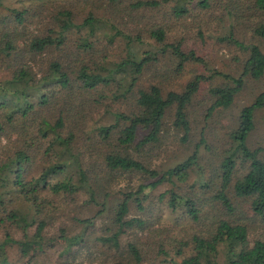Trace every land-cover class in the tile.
Returning <instances> with one entry per match:
<instances>
[{"label":"trees","instance_id":"trees-1","mask_svg":"<svg viewBox=\"0 0 264 264\" xmlns=\"http://www.w3.org/2000/svg\"><path fill=\"white\" fill-rule=\"evenodd\" d=\"M18 1L0 0V264L31 245L27 264H264V159L247 142L264 89L215 145L200 133L189 146L186 112L202 81L228 82L207 89L208 117L245 78L264 79L253 41H264V0H195L243 58L236 77L209 70L180 91L164 90L166 70L203 58L166 42L158 22L145 34L119 31L99 7L123 0ZM192 1L124 4L178 19ZM144 72L155 80L139 83ZM167 132L189 152L158 169ZM162 183L156 207L149 193Z\"/></svg>","mask_w":264,"mask_h":264},{"label":"rangeland","instance_id":"rangeland-1","mask_svg":"<svg viewBox=\"0 0 264 264\" xmlns=\"http://www.w3.org/2000/svg\"><path fill=\"white\" fill-rule=\"evenodd\" d=\"M7 1L17 7L20 5L18 0ZM123 1L126 2V0ZM124 2H121L115 8L100 5L99 12L103 13L124 34H133L139 30H141L142 34H145L147 28L158 22L160 25L165 26L166 42L179 40L183 50L192 49L204 60L205 65L194 62L186 63L179 74L166 70V75L161 79L164 90L180 91L185 82L193 75H206L209 73V70H216L233 77L239 74L240 61L243 58V54L238 49L226 46L225 43L217 40L216 36L221 32V29L217 25L215 11L203 10L193 0L188 5L190 10L187 15L175 19L168 13H161L165 9L153 11L142 9L130 10ZM24 3L27 4V1H24ZM253 41L264 51V41L259 39ZM114 42L115 44L112 46H107L108 52L111 54L116 53V45L121 46L122 44L118 37L114 39ZM157 68L162 69L161 66H157ZM151 79L155 80L149 73L144 72L139 79V83L146 84L147 82H151ZM224 83L228 82L220 77L200 82L197 92L186 109L191 128L188 139L190 142L189 146L199 139L200 133H203L207 145H215L221 131L234 123L239 109L250 103L255 94L264 89V79L252 80L245 78L242 88L235 94L228 108L215 109L210 116L205 117L206 108L210 102L207 89L210 86ZM127 104V102H117L113 108L120 111L127 110ZM170 120L171 115L168 113L166 123L169 124ZM263 126L264 109H261L255 112L254 128L249 133L247 142L250 147H259L261 149V156L264 159ZM203 149L201 145L200 150L203 151ZM188 152L187 149L179 144L176 138L171 136V132H167V135L161 141L154 164L158 169H165L185 157ZM168 187L169 184L162 183L149 193V199L154 206L161 207V203H158L156 196ZM32 248V245L28 246L26 253L24 252V257L21 256L22 259L17 254H14L16 263L12 260L10 264H27L26 258H29Z\"/></svg>","mask_w":264,"mask_h":264}]
</instances>
